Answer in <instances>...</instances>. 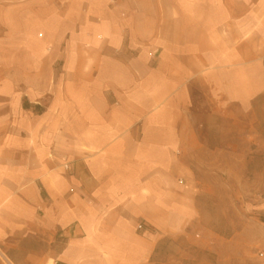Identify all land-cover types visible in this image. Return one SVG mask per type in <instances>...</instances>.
<instances>
[{
	"label": "crops",
	"instance_id": "0c3cea01",
	"mask_svg": "<svg viewBox=\"0 0 264 264\" xmlns=\"http://www.w3.org/2000/svg\"><path fill=\"white\" fill-rule=\"evenodd\" d=\"M110 2L0 0V43L29 49L0 70V100L43 137L24 176L48 197L4 189L0 264H156L218 165L264 156V0Z\"/></svg>",
	"mask_w": 264,
	"mask_h": 264
},
{
	"label": "rangeland",
	"instance_id": "374dc122",
	"mask_svg": "<svg viewBox=\"0 0 264 264\" xmlns=\"http://www.w3.org/2000/svg\"><path fill=\"white\" fill-rule=\"evenodd\" d=\"M115 1L111 0V6L116 5ZM69 7V3L63 4V9L69 10ZM70 22L62 19V28L68 29ZM28 50L21 43L14 44L12 50L0 43L3 80L6 60H28ZM10 106L9 100H0V195L4 189L12 188L13 198L17 199L29 185L37 182V179H28L24 175L27 170H38L41 152L47 148L42 145L36 124L31 125L24 113H17ZM24 106L31 107L26 100ZM41 111V108L35 109V112ZM254 126L255 138L257 133L264 134V97L255 102ZM48 149L53 151L54 148ZM258 149L259 146H253L255 153L247 162L218 165L220 177L215 174L201 187L203 206H197L199 220L185 233L171 230L161 240L156 264H264V179L255 176L264 171V156L257 155ZM50 152L49 157L53 156L50 158L60 166L61 174L67 176L68 170L64 171L61 166L64 168L65 163H60ZM7 155L11 158L9 162L6 161ZM9 163L13 165L14 175L13 179L6 180L5 166ZM231 171L238 177H227ZM37 185L44 199L48 200L39 182ZM6 201L0 196V206Z\"/></svg>",
	"mask_w": 264,
	"mask_h": 264
},
{
	"label": "bare ground",
	"instance_id": "6f19581e",
	"mask_svg": "<svg viewBox=\"0 0 264 264\" xmlns=\"http://www.w3.org/2000/svg\"><path fill=\"white\" fill-rule=\"evenodd\" d=\"M3 256V255H2ZM4 260L7 262V264H12L5 256H3Z\"/></svg>",
	"mask_w": 264,
	"mask_h": 264
},
{
	"label": "trees",
	"instance_id": "16d2710c",
	"mask_svg": "<svg viewBox=\"0 0 264 264\" xmlns=\"http://www.w3.org/2000/svg\"><path fill=\"white\" fill-rule=\"evenodd\" d=\"M26 107V106H25Z\"/></svg>",
	"mask_w": 264,
	"mask_h": 264
}]
</instances>
